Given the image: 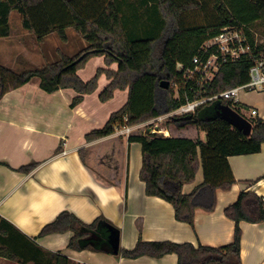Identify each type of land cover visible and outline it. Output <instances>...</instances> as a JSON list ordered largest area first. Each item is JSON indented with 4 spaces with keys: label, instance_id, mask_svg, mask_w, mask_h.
Wrapping results in <instances>:
<instances>
[{
    "label": "trees",
    "instance_id": "1",
    "mask_svg": "<svg viewBox=\"0 0 264 264\" xmlns=\"http://www.w3.org/2000/svg\"><path fill=\"white\" fill-rule=\"evenodd\" d=\"M119 2L0 0V38L11 35L10 17L13 11H17L23 29L33 34L39 43L52 33H56L63 43H68L69 28L87 43L73 56L58 49L57 61L40 67L17 72L0 64V98L37 77L41 80L40 87L47 93L60 89L74 90L77 96L73 99L72 107H76L85 95L97 90L100 77L105 75L110 83L100 94L101 102L111 100L116 90L128 89L129 98L121 110L111 115L104 128L86 135L88 142L96 141L113 134L116 127L135 126L176 110L184 101L175 100L173 90L170 87L162 88L161 82H171L180 76L177 64L190 66L202 44L218 35L224 27L244 26L251 44H255L249 28L264 19V0H217L218 17L209 25H189L187 22L189 14L202 10L203 0H140L142 6L153 4L149 10L151 13L144 12L149 20H156V16L162 20L159 25L155 24L160 27L158 35H152L155 29L150 25L147 37L136 38L126 26ZM258 49L264 50V45H258ZM94 57H104L106 68L98 69L91 80L84 81L78 71ZM113 64H118L117 70L111 69ZM251 65L250 61L224 65L212 83L211 94L246 84L250 79ZM215 105H202L191 117L168 119L160 127L169 130L170 137L136 133L129 137L130 142H138L142 146L140 178L146 184V194L170 203L175 210L176 220L193 228L196 212H213L217 204V191H229L236 183L228 158L257 154L264 147V120L252 119V133L247 137L218 117ZM209 107H212L213 115L202 117L203 110ZM234 110L241 113L238 108L234 107ZM190 126L206 133V140L176 136V131ZM36 166L35 163L30 164L19 171L30 173ZM200 169L204 181L190 194H184V185L193 183ZM224 213L236 223L234 239L229 245L196 247L191 243L140 241L133 250L120 249L119 253L131 259L142 256L162 258L176 254L177 264H242L240 223H263L264 199L255 193L242 191L238 200L228 206ZM101 220L85 224L74 214L64 211L44 226L39 235L71 231L74 235L68 247L80 250V241L87 233L94 231ZM16 232L14 226L0 218V257L25 262L27 260L12 244L16 242ZM47 255L49 262L45 264H77L60 254Z\"/></svg>",
    "mask_w": 264,
    "mask_h": 264
},
{
    "label": "crops",
    "instance_id": "2",
    "mask_svg": "<svg viewBox=\"0 0 264 264\" xmlns=\"http://www.w3.org/2000/svg\"><path fill=\"white\" fill-rule=\"evenodd\" d=\"M249 29L254 33L251 26ZM24 31L15 37L11 30L9 37L0 38L1 65L8 67L5 60L15 45L25 50L27 37L33 34ZM48 37L42 43L36 38L32 42L42 46ZM24 52L23 58L14 57L15 62L22 59L23 65L29 68L44 65L33 63L39 53ZM100 68H106L105 58L94 57L78 75L89 81ZM117 68L118 64L111 67ZM40 83L35 77L0 98V218L16 228V242L9 244L16 246L27 260L10 261L0 257V264H45L49 262L47 253L63 255L77 264H177L176 254L134 259L114 254L104 224L119 230L120 249L125 250H133L140 241L221 247L233 242L236 227L235 221L225 215V209L238 200L242 191L264 199L263 147L257 154L228 158L236 183L229 191H217L213 212L198 210L194 228L178 222L170 203L146 194V184L140 178V143L130 142L129 137L116 131L96 141L86 140L87 134L104 128L111 115L127 104L128 89L116 90L111 100L101 102L100 94L110 83L102 75L97 90L72 107L77 96L74 90L47 93ZM258 118L264 120V113L259 111ZM186 130L176 131V136L186 137ZM203 134L204 138L200 139L205 141L206 133ZM34 163L37 166L32 172L19 171ZM203 181L200 169L195 181L184 185L183 193L190 194ZM64 211L85 224L102 219L80 241V250L68 247L74 235L71 231L39 235L44 226ZM240 227L242 264H264V222L242 221Z\"/></svg>",
    "mask_w": 264,
    "mask_h": 264
},
{
    "label": "built area",
    "instance_id": "3",
    "mask_svg": "<svg viewBox=\"0 0 264 264\" xmlns=\"http://www.w3.org/2000/svg\"><path fill=\"white\" fill-rule=\"evenodd\" d=\"M244 61L252 63L249 69V81L220 93L211 94L212 83L221 68L226 64ZM177 72L180 76L169 82V87L174 92V99L184 103L176 110L145 123L116 127L117 134L130 137L133 132L143 130L144 135L169 137L168 130L160 127L163 123L170 118L190 116L200 106L208 103L224 104L232 109L238 108L240 111L247 108L251 112L252 119L258 118L259 111L244 105L240 95L243 91L264 92V50L258 49L256 43L251 44L244 26L222 28L218 35L202 44L190 66L177 64ZM239 114L245 117L242 113ZM66 153L64 152L63 155Z\"/></svg>",
    "mask_w": 264,
    "mask_h": 264
},
{
    "label": "rangeland",
    "instance_id": "4",
    "mask_svg": "<svg viewBox=\"0 0 264 264\" xmlns=\"http://www.w3.org/2000/svg\"><path fill=\"white\" fill-rule=\"evenodd\" d=\"M119 5L121 9V15L123 16V19L126 23V26L129 31L134 32L133 37H147L148 35L146 32L149 31L150 25L155 29V32H152L153 36L158 35V29L160 27L155 26L159 25L160 20H162L161 17L157 16L154 17L156 20L151 21L147 17V15H144V12L149 11L150 8L153 6L152 3H149L148 6H142L140 5V0H119ZM217 0H203L204 7L202 10L192 12L187 17V22L189 25H209L215 22L217 20V9L216 4ZM137 10V11H136ZM150 12V11H149ZM151 13V12H150ZM150 16V15H149ZM153 18V19H154ZM10 26L11 30L14 33L15 37L18 34H21L23 28L20 21V15L17 11H13L11 18H10ZM151 27V28H152ZM143 29L139 32L140 29ZM251 29L254 32L253 37L255 39L256 44L258 45H264V19L254 23L251 25ZM24 31L23 33H25ZM67 35L69 37V43L65 44L63 43L58 35L56 33H52L47 39L44 45L38 46L37 44H33L32 39H35L33 35H28L27 37V43L24 44L25 50H22L18 45H15L12 47L8 53V56L6 57V66H8L10 69H13L14 71H21L26 68H29V66H24L21 62H15L14 57H22L23 58V52H37L39 54L35 55L33 60L36 63L37 66H40L42 64L46 63H52L57 60V50H61L65 52L68 55H74L81 49L87 46V43L85 40H83L72 28H69L67 30ZM151 35V36H152ZM23 51V52H21ZM24 52V53H26ZM41 52V53H40ZM22 60V59H20ZM34 67V65H33ZM31 68V67H30ZM95 74H93L92 77H94ZM240 100L243 104L255 107L260 112L264 113V92H254V91H243L240 95ZM212 107L206 108L201 113V116L204 118L211 117L213 115V111L211 109ZM241 113L248 119L252 120L251 112L247 108H243ZM255 119V118H254ZM163 128V126H162ZM144 134L143 130H140L139 132H133V134ZM184 136L196 139V138H204V134L202 131H200L195 126H190L184 133Z\"/></svg>",
    "mask_w": 264,
    "mask_h": 264
},
{
    "label": "water",
    "instance_id": "5",
    "mask_svg": "<svg viewBox=\"0 0 264 264\" xmlns=\"http://www.w3.org/2000/svg\"><path fill=\"white\" fill-rule=\"evenodd\" d=\"M161 87L164 89H168L169 82L165 80L162 81ZM215 112L218 117L227 121L233 128L242 132L245 136L249 137L251 135L253 129L252 122L240 115L230 106L218 103L215 105ZM104 226L108 232L107 240L110 246V250L114 254H118L120 250V232L116 227L109 223L104 224Z\"/></svg>",
    "mask_w": 264,
    "mask_h": 264
}]
</instances>
